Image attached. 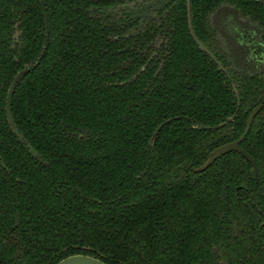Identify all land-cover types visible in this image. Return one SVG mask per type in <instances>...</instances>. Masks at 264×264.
<instances>
[{"label":"trees","instance_id":"obj_1","mask_svg":"<svg viewBox=\"0 0 264 264\" xmlns=\"http://www.w3.org/2000/svg\"><path fill=\"white\" fill-rule=\"evenodd\" d=\"M124 2L44 0L47 39L40 0H0V264H264V68L240 66L210 20L230 7L264 47V0H190L234 87L186 0ZM24 68L21 143L5 100ZM260 104L240 143L257 177L237 152L194 172Z\"/></svg>","mask_w":264,"mask_h":264},{"label":"water","instance_id":"obj_2","mask_svg":"<svg viewBox=\"0 0 264 264\" xmlns=\"http://www.w3.org/2000/svg\"><path fill=\"white\" fill-rule=\"evenodd\" d=\"M186 6H187V16H188V23H189V31L190 34L192 36V38L194 39V41L196 42V44L198 45L199 49L201 51H203L204 53H206L210 59L217 65V67L219 68L220 71H222L223 73H225V75L227 76V78L231 81L233 87L234 84L232 82V79L230 77V75L228 74L227 70L223 67V65L220 63V61L215 57V55L203 44V42H201L199 40V38L196 36L193 27H192V23H191V16H190V0H186ZM41 3V7H42V11H43V16H44V22H45V28H46V38L48 39L49 37V21H48V17L46 14V10H45V3L44 0H40ZM43 53V52H42ZM29 71V68H24L20 71L17 72V74L13 77L8 91H7V95H6V100H5V114H6V119L7 122L13 132V134L17 137V139L21 142V143H25V140L23 138V136L20 134L19 130L17 129V126L13 120L12 117V113H11V102H12V97H13V93L15 91L16 85L18 84V82L21 80V78ZM262 105H258L256 106L248 115L247 118V123H246V127L242 133V135L235 141L223 144L217 148H215L213 151H211L207 157V159L198 167L194 168V172H202L204 170H206L210 165H212L214 163V161H216L217 159H219L221 156L229 153V152H237L239 153L241 156H243L252 166V171H253V175L256 178L257 177V165L255 160L245 151L240 147V143L241 141L246 137V135L249 132V129L251 127V124L255 118V116L258 114V112L261 110ZM164 123H162L153 133V137L156 136L158 130L160 129V127L163 125ZM199 128H205V129H209L210 127H206L203 126L201 124L198 125ZM56 264H107L105 262H103L102 260L89 256V255H84V254H74V255H70L67 256L63 259H61L59 262H57Z\"/></svg>","mask_w":264,"mask_h":264},{"label":"rangeland","instance_id":"obj_3","mask_svg":"<svg viewBox=\"0 0 264 264\" xmlns=\"http://www.w3.org/2000/svg\"><path fill=\"white\" fill-rule=\"evenodd\" d=\"M221 46L237 60L240 66L251 65L255 69L264 68V50L256 51L253 41H257L256 25L241 17L238 11L221 8L211 16Z\"/></svg>","mask_w":264,"mask_h":264},{"label":"flooded vegetation","instance_id":"obj_4","mask_svg":"<svg viewBox=\"0 0 264 264\" xmlns=\"http://www.w3.org/2000/svg\"><path fill=\"white\" fill-rule=\"evenodd\" d=\"M135 4H136V0H125L124 4H122L120 7L121 8H128V7H133ZM258 40L257 41L254 40L253 41V44H254L253 47L256 48V51H259V50L263 51L264 47L260 44V42Z\"/></svg>","mask_w":264,"mask_h":264}]
</instances>
